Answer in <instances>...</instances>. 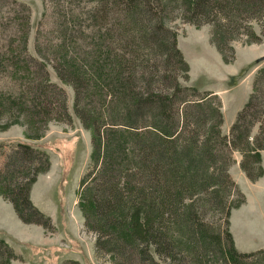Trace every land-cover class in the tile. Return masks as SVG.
<instances>
[{
  "label": "trees",
  "instance_id": "obj_1",
  "mask_svg": "<svg viewBox=\"0 0 264 264\" xmlns=\"http://www.w3.org/2000/svg\"><path fill=\"white\" fill-rule=\"evenodd\" d=\"M49 1L52 27L38 29L32 53L30 6L0 0V118L13 112L33 125L54 114L69 119L66 90L51 82L49 67L73 87L75 113L93 131L80 205L97 253L112 254L114 264H264V248L235 246L229 218V199L239 190L229 171L234 152L244 155L251 180L259 174L264 66L224 133L220 97L182 83L190 66L165 25L174 10L186 23L211 25L224 54L242 37L262 42L252 22L264 18V0H45L46 10ZM16 145L17 157L0 168V194L24 223L51 229V216L31 199L50 157L29 143ZM0 251V264L16 258L2 238Z\"/></svg>",
  "mask_w": 264,
  "mask_h": 264
},
{
  "label": "rangeland",
  "instance_id": "obj_2",
  "mask_svg": "<svg viewBox=\"0 0 264 264\" xmlns=\"http://www.w3.org/2000/svg\"><path fill=\"white\" fill-rule=\"evenodd\" d=\"M23 1L31 9L28 49L35 53L36 33L41 27L46 29L52 27L50 15L54 6L49 1L46 10L45 0ZM153 1L157 4L159 1L161 5L166 6L168 0ZM46 12L48 19L41 25ZM173 12L165 13V25L176 33L178 46L190 66L189 80L182 83L195 86L201 92H217L222 105L223 102L225 105V109L222 106L225 119L229 121L236 109L247 101L248 95L250 98L255 75L258 69L264 66V18L252 22V27L261 36L262 42H252L247 37H242L233 41L231 45L227 44L229 49L222 54L212 42L211 25L198 27L186 23L176 10ZM231 46L235 53L233 60L229 59L232 56ZM49 70L51 82L66 90L70 118L54 114L56 118L38 119L33 125L31 118L28 120L26 117H16L18 115L13 112L3 115L0 118V168L8 159L17 157L16 144L19 142L29 143L48 153L50 168L35 178L31 188V199L40 210L51 216L53 228L24 223L17 213V216L13 215L12 203L0 194V238L4 239L16 254L11 264H66L71 259L79 261L80 264H114L115 258L112 254L97 253L96 234L87 229L80 205V185L91 162L93 131L86 127L75 113L73 87L64 83L52 67H49ZM142 82H138L140 88H143ZM28 94L33 97L35 95L34 92ZM222 129L224 133L230 132L225 122ZM256 131L257 127L253 129L251 140ZM233 156L235 162L229 171L239 190H234L229 199L230 231L234 234L233 237L235 236L236 247L238 245L250 249L264 244V225L261 222L257 223L256 217L250 215L251 224H248L247 231L244 232L242 226L243 212L256 208L255 215L260 218L259 213L263 209L262 152L256 180H251L243 170L242 152L237 150ZM241 178L245 179V185L242 184ZM8 203L12 207H9ZM17 218L21 223H18ZM208 218L212 220V215ZM164 264L171 263L168 260Z\"/></svg>",
  "mask_w": 264,
  "mask_h": 264
},
{
  "label": "crops",
  "instance_id": "obj_3",
  "mask_svg": "<svg viewBox=\"0 0 264 264\" xmlns=\"http://www.w3.org/2000/svg\"><path fill=\"white\" fill-rule=\"evenodd\" d=\"M215 93H217V92H215ZM217 94H218V93H217ZM248 94H249V92H248ZM248 99H249V95H248ZM248 99H247V101H248ZM247 101H244V103H243L242 105H240V106L236 109V112H235L234 116H233L229 121H226V119H225L224 122H225V125H227V129H228V130H229L231 124L235 121L238 112L243 108V106L245 105V103H246ZM223 108L225 109L224 102H223ZM224 109H223V112H224ZM224 117H225V114H224ZM262 165H263V167H264V150L262 151ZM233 179H234V178H233ZM241 182H242V184L245 185V183H244V182H245V179H244V178H241ZM262 197H263V196H262ZM260 203H261V202H260ZM8 204H9V207H12L10 203H8ZM12 209H13V208H12ZM260 209H261V208H260ZM247 210H249V209L247 208ZM13 211H14L13 215H16V216H17V214H16V212H15L14 209H13ZM255 214H256V208H253V209H251L250 211H247V212H243V214H242V221H243L242 226H243V230H244V232L247 231L248 224H249V225L251 224V223H250V217H251V216L256 217L257 223H258V222H261L262 225H264V220H263V219H264V202H263V209H261V213H259L260 218L257 217ZM250 215H251V216H250ZM17 219H18V223H21L20 219H19V218H17ZM233 235H234V234H233ZM234 237H235V236H234ZM237 248H238L240 251L257 250V249H260V248H264V244H263V245H259V246L252 247V248H250V249L245 248V247H242V246H238V245H237Z\"/></svg>",
  "mask_w": 264,
  "mask_h": 264
}]
</instances>
